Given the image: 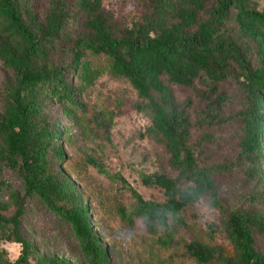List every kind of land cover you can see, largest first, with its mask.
I'll use <instances>...</instances> for the list:
<instances>
[{
	"label": "trees",
	"instance_id": "trees-1",
	"mask_svg": "<svg viewBox=\"0 0 264 264\" xmlns=\"http://www.w3.org/2000/svg\"><path fill=\"white\" fill-rule=\"evenodd\" d=\"M137 1L145 13L133 14L130 25L115 32L113 16L106 11L108 0H50L42 16L31 10V0H0V63L7 71L0 88V240L22 248L13 262L0 248V264H75L58 254H42L23 233L31 205L52 215L77 245L78 264H113L94 229L90 207L64 165V127L48 113L52 104L66 114L83 108V96L104 75L126 81L137 93L138 109L152 122L146 133L163 142L177 174L142 175L145 186L164 190L165 202L154 203L92 159L98 172L122 181L136 201L138 217L157 207L176 210L175 222L163 228L166 246L174 242L172 226H185V209L209 197L223 217L229 250L193 240L185 252L196 264H264V249L256 241V235L264 237V216L229 209L215 182V174L235 172L238 166L199 165L191 147L193 102L176 103L168 86L207 83L199 95L204 105L196 122L199 127L223 128L238 121L246 174L264 184V10L255 7V0ZM230 20L254 45L227 37ZM254 51L257 66L249 58ZM232 66L239 71L244 99L241 111L230 116L225 108L232 99L220 84L235 78ZM215 139L206 133L198 143ZM9 175L20 182L21 190ZM125 220L132 222V217Z\"/></svg>",
	"mask_w": 264,
	"mask_h": 264
},
{
	"label": "rangeland",
	"instance_id": "rangeland-1",
	"mask_svg": "<svg viewBox=\"0 0 264 264\" xmlns=\"http://www.w3.org/2000/svg\"><path fill=\"white\" fill-rule=\"evenodd\" d=\"M31 10L40 16L49 8L50 0H31ZM255 7L264 10V0H255ZM106 11L113 16L110 22L115 32H120L131 23L133 14L145 13L143 4L137 0H108ZM81 31L84 17L81 15ZM227 37L241 45H254L240 36L237 24L230 20L226 27ZM257 66L255 51L249 55ZM70 58H67V62ZM235 78L220 84L232 99L225 112L232 116L241 111L243 91L237 82L239 71L232 66ZM7 71L0 63V88L6 79ZM176 103L184 104L192 100L190 117L194 123L191 147L194 149L200 166H213L233 162L238 170L215 174L224 204L229 209L239 207L255 210L264 216V184L253 180L246 173V163L241 156L239 140L241 129L238 121L223 128L199 127L197 115L204 103L200 99L207 89L204 80H198L193 88L169 85ZM83 108H75L73 114H66L57 105H50L49 115L64 127L63 146L66 151L65 167L70 177L77 183L84 202L92 213V224L101 235L104 245L112 257L113 264H196L189 259L185 245L193 240L229 250L223 217L216 208L211 213L201 212L196 203L182 213L185 226H172L174 242L166 246L163 228L144 225L135 215L136 201L131 192L120 181L110 179L98 172L91 160L103 164L112 176L122 177L126 184L135 190L144 201L164 203V190L147 187L142 183V175L166 173L175 177L177 172L170 162V154L157 137L147 135L152 126L148 113L140 111L137 93L126 81L109 75L99 78L94 88L82 98ZM214 134L217 139L211 143L198 141L206 134ZM198 143V144H197ZM264 178V165L261 171ZM18 189L20 182L8 176ZM264 182V181H263ZM201 200L210 201L204 196ZM211 203V201H210ZM212 205V204H211ZM28 220L23 233L31 238L42 254L65 257L73 263L81 262L77 245L59 229L57 220L43 209L28 206ZM132 217V222L125 220ZM170 224H173L172 222ZM259 248L264 249V237L256 235ZM0 248L7 252L13 262L20 256V245L0 240Z\"/></svg>",
	"mask_w": 264,
	"mask_h": 264
},
{
	"label": "clouds",
	"instance_id": "clouds-1",
	"mask_svg": "<svg viewBox=\"0 0 264 264\" xmlns=\"http://www.w3.org/2000/svg\"><path fill=\"white\" fill-rule=\"evenodd\" d=\"M196 205L203 213H211L213 211L210 201L197 199ZM177 212L175 209L157 207L149 210L144 216L140 218L141 222L149 227L165 228L171 222L177 219Z\"/></svg>",
	"mask_w": 264,
	"mask_h": 264
}]
</instances>
